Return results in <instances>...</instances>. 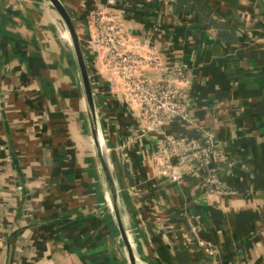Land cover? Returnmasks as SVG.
I'll return each instance as SVG.
<instances>
[{"label": "crops", "instance_id": "crops-1", "mask_svg": "<svg viewBox=\"0 0 264 264\" xmlns=\"http://www.w3.org/2000/svg\"><path fill=\"white\" fill-rule=\"evenodd\" d=\"M61 2L102 156L59 15L45 0H0V264H130L113 201L137 264H264V0ZM100 12L119 17L129 46L157 48L165 79L192 100L186 119L147 129L92 44ZM168 139L175 166L207 139L208 163L184 166L178 182L158 176Z\"/></svg>", "mask_w": 264, "mask_h": 264}, {"label": "built area", "instance_id": "built-area-1", "mask_svg": "<svg viewBox=\"0 0 264 264\" xmlns=\"http://www.w3.org/2000/svg\"><path fill=\"white\" fill-rule=\"evenodd\" d=\"M93 27V46L107 53V67L113 75H123L126 101L140 109L148 130L157 131L165 121L188 117L192 100L173 81L165 79L172 72L163 65L155 46L139 43L129 46L116 14L100 12L93 19ZM177 147V140L168 139L153 156L157 175L173 183L180 180L186 165L195 170L204 168L211 154L209 141L197 140L179 151V163L175 166L171 158ZM207 181L213 185L216 179L211 176Z\"/></svg>", "mask_w": 264, "mask_h": 264}, {"label": "water", "instance_id": "water-1", "mask_svg": "<svg viewBox=\"0 0 264 264\" xmlns=\"http://www.w3.org/2000/svg\"><path fill=\"white\" fill-rule=\"evenodd\" d=\"M51 5L54 7L55 11L61 18L63 24L65 25L70 42L72 45V49L74 52V56L76 59V63L78 66L79 70V75L81 79V84H82V89L84 93V98L86 101V105L88 106V113H89V120H90V125L91 129L94 135V140L96 143V147L98 150V154L100 157L102 156V144L100 143V133L98 129V123H97V113H96V106H95V100H94V94H93V89H92V84H91V79L88 71V66L84 57V53L82 50V46L80 43V37L76 31L74 22L68 13L67 9L65 8L64 4L61 2V0H48ZM113 211L115 215V220L118 226V230L120 233V236L123 240V243L126 247L128 257H129V262L130 264H137V260L134 254V250L132 248V244L129 240L127 231L124 227V223L122 220V216L120 214L118 205L115 201H113Z\"/></svg>", "mask_w": 264, "mask_h": 264}, {"label": "rangeland", "instance_id": "rangeland-1", "mask_svg": "<svg viewBox=\"0 0 264 264\" xmlns=\"http://www.w3.org/2000/svg\"><path fill=\"white\" fill-rule=\"evenodd\" d=\"M45 1H46V4L49 6L50 10H52V9L55 10L54 7L53 8L51 7V3L48 0H45ZM59 20H60L59 23L56 24L57 29H58V34H60V37L62 36L61 38H63V40L66 43L70 44V48H72V45H71V42H70V38L68 39V37L66 36V33H68L67 29H66L65 25L63 24L61 18ZM71 50H73V49H71ZM111 74H113V73L111 72ZM116 78H117V80H123V75L119 74V76H116ZM109 197L112 199V195L110 194V192H109Z\"/></svg>", "mask_w": 264, "mask_h": 264}, {"label": "bare ground", "instance_id": "bare-ground-1", "mask_svg": "<svg viewBox=\"0 0 264 264\" xmlns=\"http://www.w3.org/2000/svg\"><path fill=\"white\" fill-rule=\"evenodd\" d=\"M67 34V36H68V39H69V35H68V33H66ZM104 141H103V139H101V137H100V143L104 146V143H103Z\"/></svg>", "mask_w": 264, "mask_h": 264}]
</instances>
